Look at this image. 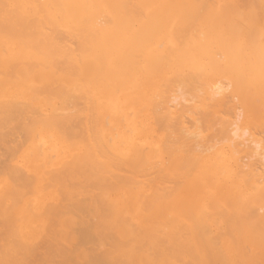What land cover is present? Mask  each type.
<instances>
[{
	"label": "bare ground",
	"instance_id": "bare-ground-1",
	"mask_svg": "<svg viewBox=\"0 0 264 264\" xmlns=\"http://www.w3.org/2000/svg\"><path fill=\"white\" fill-rule=\"evenodd\" d=\"M184 1V4L193 5L194 9L188 6L191 8L189 11L198 10L196 20L194 18L197 15L186 16L189 11L185 9V6L180 7L183 0H170L168 3L172 4H164L160 0H140L134 3H132L133 0H0V41L5 39V43L9 45L20 41L26 47L35 50L40 56L39 58L43 57V62H40L38 58V63H41L42 68L46 69H37L30 74L29 71L34 69L30 70L33 64L31 63V66L27 65V67L22 63L28 62V59L20 61L22 60L20 56L8 59L5 54L6 50L3 52L6 56L0 51V77L4 83L12 82L10 87L12 90H17L22 82L30 78L35 85V91H32L31 97L36 99L33 96L35 92H37V96L38 93L40 95L46 93L47 95L44 96L47 98L48 96L53 97L52 95L60 96L64 98V102L68 101L67 103L71 104L75 110L78 100L81 98H83L82 101L85 100L82 91L87 87L82 85L84 82H88V85L91 80L96 79L95 82L103 80L105 83L107 81L106 87L110 86L109 90H117L123 84L122 78L125 80L130 75L131 79L135 80L133 76L139 69L136 59L142 61L146 58L142 68L143 79L141 80L139 75L138 80L140 81L130 83L133 87L130 89L132 91L131 99L134 98L133 102L135 103L144 92H147L146 96H150L152 92L148 90V87L156 81L154 79L156 74L160 72L162 74L164 66L172 67L173 71L175 69L174 73L177 76H174L176 77L166 76L165 80L161 75L163 77L158 78L165 81L171 79L175 81V83L174 81L171 83L176 84L177 81V84L173 85L175 87H172L174 88L172 93L166 91L170 93L169 97L166 96L163 99L164 96L161 100V92H159L160 97L156 95L162 103H165L161 107L164 112L155 108L152 113L159 111L158 113L162 114L158 115L156 122L159 121V125H163L162 128L165 126V130L169 127V124L165 125L166 119L176 120L171 124L179 126L178 129L176 127L177 131L175 128L173 131L177 132L176 138L171 136L175 144L168 143L170 135L167 137L168 140L166 139L167 144L164 143L165 141L161 143L165 148H162V151L166 150L165 152L168 154L166 161L168 162L169 154L171 157V162L168 164L166 162L164 167L161 166L163 175L151 179L153 172L151 170L149 171L150 177L147 174L144 175V179L148 177L150 180H143V175L140 177L138 173L141 168H138L137 163H132L133 160H137L134 155L128 156L127 162L121 159L118 162L116 159L108 157L104 148L99 151L98 147L93 146L90 133L94 134L97 130L94 131V127L92 128L88 122L78 116L80 109L73 112H77V115L72 114L71 110L65 114L62 110L58 111V108L52 110L53 105L50 113H41L38 111L41 106H34L37 105L36 102L32 105L33 103H30L33 101H19L17 94H11L10 98L8 100L6 98L0 105V115H3V122L0 121V126L2 125L0 132L2 131L5 136L17 134L20 137L24 136L26 140L32 139L37 132L34 125L40 122L38 123L41 125L40 129L39 126L36 128L40 132L52 135L58 144L61 141L62 149L68 159L55 165L53 170L52 166L50 172L47 171L50 175L46 185L45 183L40 184L39 182H44L45 176L43 177V174L37 169L35 165L37 162L26 165L27 159H25L24 162L21 161V164H17L16 152L19 141L14 146L13 144L7 145L8 141L14 143L16 141L14 138L15 141L10 138L6 144H4V139L0 140L3 143L0 147V183L5 184L2 188L6 187L3 192H1L3 189H0V264H253L252 257H255V253L261 251L264 255V184H262L264 183V149L261 147V139H254L256 135L253 137V133H249L250 131L247 129L249 125L247 128L245 126L242 129L239 128V121L237 122L241 112H238L239 107L236 111L231 110V113L235 111V117L234 113L229 112L231 116L233 115V121L230 119L229 126L222 129H228L227 144L220 142L225 137L218 136L216 139L220 141H217L214 139L215 134H212V137L210 131L207 132L212 138L208 136L209 134L207 135L209 138L201 136L199 125L195 127L198 122L194 117L199 114L201 121L204 119L206 121L215 120V116L218 114L214 115V111L211 113L212 108L219 105L224 98V92L230 88V85L242 99L243 93H246L252 85V80L246 79V76L251 72H254V78L256 75L258 76L260 84L264 83V14L260 13L264 8L258 7L264 5V0H237L242 5L247 3L258 5L260 10L254 4L257 16L238 12L235 9L238 7V2L235 0L237 6L233 3V5H220L216 9L210 4L225 2L223 0L210 1L212 3H209V0ZM28 3L32 9L24 7ZM128 5L131 6L128 7ZM248 5L244 7L248 9ZM251 6L253 7V5ZM240 7L239 9H241ZM245 10H241V12ZM39 14H42L43 17ZM133 19H136L135 23ZM172 19L177 21L175 29H172L175 34L173 35L176 39L177 37L182 38L178 42L182 46L169 45L165 48V53L153 49L143 55L146 44L150 41L149 37H151V33L149 35L147 32L153 29L156 31L155 33H158L159 29L164 24L166 26L167 21ZM198 20L201 25H197L201 29L204 26L200 32L205 33V38H201L198 34L194 38L189 37L190 32L187 30L191 26L193 29L192 23ZM133 25H135V29H132ZM57 26H61L67 32H62L63 29H60L62 31L56 30ZM146 33L149 35H147L148 37L145 36ZM179 34L181 35L179 36ZM214 45L218 46L220 51H216L214 47L211 49V46ZM2 46L6 48L5 45ZM217 54L219 58L222 56L223 59L222 61L219 59V61L217 58L220 63L223 62L225 70L223 76L229 79L226 80V85L222 84L221 80L210 84L205 79L208 67L212 71L216 70V67L220 69L219 63L213 56ZM26 56L28 55L26 54ZM204 64H207L208 67ZM139 65L142 67V64ZM112 78L118 80L116 85H111L108 82ZM29 83L31 82H28V85ZM126 83L124 81V84ZM166 84L170 86V82H166ZM3 86L1 87L3 88ZM169 86L166 85L167 88ZM18 90L20 91V89ZM161 90L163 91V89ZM21 93L23 92L21 91ZM253 94L255 98L257 94ZM185 95L186 97L190 95L188 100L185 99ZM91 97L89 96V98ZM50 98L48 100L51 101ZM60 101L63 100L60 99ZM160 101L156 103L160 104ZM225 101L228 99L225 98ZM234 102H231L233 105L229 106H235ZM243 102H245L244 99H242ZM224 103L222 102V105ZM259 104L261 105V103H257V105ZM64 105L63 107L66 109ZM152 106L154 108L156 104H152ZM244 107L246 108V106ZM210 109L211 112H209ZM259 110L261 111L260 108ZM38 112L42 114L41 119L38 117ZM201 112L203 115H200ZM34 114H38L37 117ZM93 115L95 114L93 113ZM225 115L227 118L229 117L227 114ZM256 119H258L257 116ZM263 120L259 122L263 123ZM260 123L256 126L258 127ZM33 128L36 131L35 134ZM157 129L161 128L157 127ZM257 129L259 130V128ZM263 129L262 127L261 131ZM168 131L169 128L166 131L167 135ZM254 132L256 133V131ZM139 134H141L140 129L137 131V135ZM216 134L220 133L217 131ZM98 136L100 137V135ZM0 137L2 138V135ZM23 140L21 139L24 144ZM262 141H264L263 136ZM79 142L81 147L77 146ZM98 142L100 143L99 140ZM176 142L181 143V146L176 147ZM247 144H251L252 151L249 153L246 150L243 154V149L248 147ZM75 146H77V152L73 153ZM100 146L102 147L101 144ZM38 148H40L39 145ZM108 148L110 149L109 146ZM143 148L146 149L144 146ZM39 150L42 151L41 148ZM106 150L108 151V149ZM241 151L243 152L241 153ZM60 152L61 150L59 154ZM119 152L122 154L121 150ZM182 152L186 154L181 155ZM114 154L116 155V153ZM253 156L254 158L257 156L258 158H255L257 160L252 159ZM122 158L124 157L122 156ZM31 160H35V155ZM161 161L164 162L163 159ZM120 162L123 163L120 165ZM148 162L150 160L147 159V162L144 163ZM156 162L154 163L155 167L158 166L159 161ZM114 163L117 164L114 165ZM213 163L220 166V170L218 169L220 174L218 173L219 177L215 180V187H213V200L220 196L223 205L221 213H214L218 216L216 220L213 215L204 211L206 206H196L195 201H191L193 197L191 193L196 189L195 185H198L200 181H208L206 179L209 177H205L206 179L201 177L202 172L205 169L210 170L211 167L216 168ZM38 164L40 163L38 162ZM182 164L188 167L187 170L185 172L176 171ZM47 165L43 166L48 168ZM154 166L148 167L150 169ZM142 167V169H146V166ZM158 169L160 171V167H157ZM145 171L144 173L148 172L147 169ZM157 172L156 175L160 174ZM39 176H42L43 179L41 177L40 180ZM167 184L172 185L167 186ZM229 184L242 185L234 193V195L240 196L243 195V186L246 184L258 193V200L250 206L244 202L234 203L230 193L227 194L221 189L226 185L228 187ZM44 187V190L52 188L51 195H54V198L51 204L49 199L50 202H46L47 204L44 205L45 196L39 195V191ZM146 188L150 190V194L145 196V200L143 199L141 202L138 200L140 195L137 192ZM199 190L197 189V192L201 193L202 190ZM41 191L43 192V189ZM34 193L35 196L32 198L31 194L34 195ZM237 197H234L235 200ZM179 198H185L189 202L184 203V201L178 200ZM207 203L209 202L207 201ZM192 206L196 207L192 209ZM175 207L186 208L187 213L185 215L170 214ZM214 209L216 211V208ZM220 222L222 225L218 227ZM256 249L260 251H256L253 256L252 252ZM262 262L264 264V259Z\"/></svg>",
	"mask_w": 264,
	"mask_h": 264
},
{
	"label": "rangeland",
	"instance_id": "rangeland-1",
	"mask_svg": "<svg viewBox=\"0 0 264 264\" xmlns=\"http://www.w3.org/2000/svg\"><path fill=\"white\" fill-rule=\"evenodd\" d=\"M137 1H140V0H133V2L132 3H134V2H137ZM161 2H163L164 4H172V3H168V2H170V0H160ZM206 1H208V0H206ZM210 1H213V0H209L208 2L209 3H212V2H210ZM215 2L216 1H222V0H214ZM225 3H212V4H214V5H212V4H210V6H215V9L218 7V6H220V5H227V4H232L233 5V3H235L234 2V0L233 1H230V0H223ZM235 1H237V0H235ZM239 1V0H238ZM237 1V2H238ZM180 2V1H179ZM237 2L234 4L235 6H237ZM183 3V4H182ZM185 3V1L183 0V2H181V5H180V7H184L185 6V9H187L188 11L191 9V8H189L190 6L192 7V9H194V7H193V5H191L190 4V6H189V4L188 3H186V4H184ZM136 4V3H135ZM241 3H239L238 2V7L236 8L235 7V9L236 10H238V12L240 11V13L242 14V13H250V14H254L255 16H257V13H256V11H255V9H256V7L258 6V5H256L255 3V5H256V7H255V5L253 4V3H247V4H245V5H240ZM249 4V5H248ZM259 4V3H258ZM264 4V3H263ZM25 5V4H24ZM27 5H29V6H27ZM247 5L249 6V8L247 9V8H245L244 6H246L247 7ZM251 5H253V7L251 6ZM33 6V5H32ZM131 5H128V7H130ZM189 6V7H188ZM239 6H241L240 8L241 9H239ZM242 6H243V8L244 9H246L245 11H243V12H241V10H244L243 8H242ZM251 6V7H250ZM263 6V7H262ZM24 7H27V8H31L32 9V7H31V5L28 3V4H26V6H24ZM259 8H264V5H261V7H260V5L258 6ZM257 7V9L258 10H260L259 8ZM252 8H254V9H252ZM180 9V8H179ZM211 9H213V8H211ZM252 9V10H251ZM256 9V10H257ZM182 10V9H181ZM264 9H262L261 11L262 12H260V11H257V12H260V13H263L264 14V11H263ZM197 11V12H196ZM251 11V12H250ZM198 10L197 9H195V10H191V11H189L188 13H186V16L188 15V16H196L195 18H194V20H196V18L198 17ZM45 15V14H44ZM39 16H41V17H43V15L41 14H39ZM199 19V18H198ZM257 19V18H256ZM134 20V23H135V20L136 19H133ZM257 20H259V19H257ZM137 22V21H136ZM264 22V21H263ZM175 23V24H174ZM176 23H177V21L175 20V19H172L171 21H167V23H166V26H165V24L159 29V32L158 33H155L156 31H153V29L152 30H150V31H148L147 33H149V35H150V33H151V37H149V42H148V44H146V47H145V49H144V51H143V55L144 54H146V52H148V51H150V50H156L157 52H162V53H165V48L167 47V46H169V45H175V46H177V47H181L182 46V44H179L178 42H180L181 40L180 39H182V38H180V37H177V39H176V37H174V33L172 32V29H175V27H176ZM196 23V24H195ZM195 23L193 22L192 24H193V26H194V28L193 29H191V27L187 30V31H189L190 32V34H189V37H191V38H194V36L195 35H199L201 38L203 37V38H205V33H202V32H200V30L202 31V29H204V26H203V28L201 29L200 28V26L199 25H197V24H200L201 25V23H200V20H198L197 22L195 21ZM173 24V25H172ZM171 25V26H170ZM135 25H133L132 26V29H135V27H134ZM174 26V27H173ZM196 26V27H195ZM197 26H199V27H197ZM56 28H58V29H56V30H60V29H63L64 31H62V30H60V31H62V32H67V31H65V29L64 28H62L61 26H57ZM198 28V29H197ZM218 28V27H217ZM171 29V30H170ZM194 30V31H193ZM153 31V32H152ZM168 31V32H167ZM192 31V32H191ZM146 33V37H148L149 35ZM155 33V34H154ZM174 34V35H173ZM182 34V33H181ZM181 34H179V36L181 35ZM148 35V36H147ZM173 38V39H172ZM169 39H171V40H169ZM152 40V41H151ZM4 42V43H3ZM156 42V43H155ZM159 43V44H158ZM170 43V44H169ZM158 44V45H157ZM2 45H5L6 46V48L4 47V46H2ZM160 45V46H159ZM3 47H4V49H3ZM15 47V48H14ZM22 47H23V49H22ZM183 47H184V45H183ZM215 48V50L216 51H220V49L218 48V46H211V49H214ZM10 48H12V49H10ZM14 49V50H13ZM20 49V50H19ZM25 49V50H24ZM4 50V51H3ZM5 50H6V52H5ZM159 50V51H158ZM0 51H1V53H3V52H5V54L7 55H5L4 53V56H6V58H8V59H10V57L11 58H14V57H22V60H20V61H24V60H26V59H28V62H26V63H24V62H22L23 63V65H30L31 66V63L33 64L31 67V69L30 70H32L33 68V70L30 72L29 71V73L31 74V73H33V72H35V71H37V69H43L42 67H43V65L41 64V63H38V61H39V59H40V62H43L42 60H43V57L41 56V58H39L40 56H38V53L35 51V50H33V49H31V48H28V47H26L25 45H23V43H20V41H19V43H17V41L16 42H14V43H12V44H6L5 43V39H3V41H0ZM24 51H26V52H24ZM35 53H34V52ZM216 51H214V52H216ZM212 52H213V50H212ZM28 53H30V54H28ZM18 54V55H17ZM20 54V55H19ZM25 55V57H24V55ZM26 54L28 55V56H26ZM33 54V55H32ZM36 54V55H35ZM212 54H214V53H212ZM247 54H249V52H247ZM35 55V57H33ZM214 56V58L216 59V61L219 63V67H220V69L219 68H217L216 67V70H210V68L208 67V65L207 64H204V66H207L208 67V69H207V71L209 72H207V71H205V72H207V76L205 75V79L207 80V82H209L210 84L211 83H213V82H215V81H220L221 80V82H222V84H227L226 82L229 80L227 77H225V76H223V75H225V70L223 69L224 68V66H223V62H219L220 60L219 59H221V61L223 60L222 59V56L219 58V55L217 54V55H213ZM250 56V55H249ZM29 57H32V58H29ZM37 57V58H36ZM39 58V59H38ZM136 58V57H135ZM139 58H142V57H139ZM217 58H218V60H217ZM252 58V57H251ZM33 59V60H32ZM144 59H146V58H144ZM142 60L141 61V59H136L137 61V67L139 68H137L138 69V71L136 72V75H134L133 76V78H135V80H132L131 79V76L129 75L127 78H125V80L122 78V81H123V84L121 85V86H119L118 88H117V90L115 91V90H109L108 89V87H110V86H107L106 87V83H107V81H106V83H105V81H103V80H99V81H96L95 82V80H91V81H89L90 83V86L88 87V85H87V83L88 82H84L82 85H85L87 88H85L82 92L84 93V99L85 100H83L82 101V99L83 98H81L80 100H78V102H77V104H76V108H75V110H74V107L73 106H71V104H69V103H67L66 102V100H65V102H64V98L63 97H57L56 95H52L53 97H51L50 98V96H48V98H50L51 99V101L50 100H48V98H47V96H44L46 93H44V94H41L40 95V93H38L39 95L37 96L36 95V93L37 92H35V94L33 95L36 99H34L33 97H31L32 96V91L34 92L35 91V85H34V83H33V80H31L30 78H27L26 79V81H24V82H22L21 83V85L17 88V90H12L10 87H11V85H12V82H9V83H4V80H2V78L0 77V83H2V84H0L1 86H3V84H4V86H3V88L4 89H6V90H4L1 86H0V90L1 89H3V90H1L0 92H1V96H3V97H1L0 96V105L2 104V102H4L5 101V99L7 98V100L10 98V96H11V94H17V100H19V101H29V102H31V101H33V102H31L30 104H32V105H34V104H36L37 103V105H34V106H41V108H39L38 109V111L39 112H41V113H45V112H47L46 114H48V113H50V111H51V108L53 107V105H54V107L52 108V110L53 109H55V108H58L59 110L58 111H60V110H62V111H64L65 112V114H66V112L68 113V111L69 110H71V113L72 114H76V113H73V112H75L76 111V109H80V112H79V114H78V116H80V118L81 119H83V120H85L86 122H88V125H91L92 126V128H93V130L94 131H96V133H90V135H91V139H92V142H93V146L95 147V148H99V151L101 150V149H103L104 148V150L106 151V155L108 156V157H110V158H114V160L116 159L118 162H119V160L121 159V160H123V161H126L127 162V157L128 156H131V155H134L136 158H137V160H133L132 161V163H134V164H136L137 166H138V168H141V170L139 169V171L141 172H138L139 174H140V177H141V175H143V180H150L148 177H150L151 175V179H155V177L157 176V177H160V176H162L163 175V172L161 173V166H163L164 167V165H165V163L167 162L166 160H167V156H168V154L165 152V151H162L163 149L162 148H164V144H162L161 145V143H163V141H165L164 143L165 144H167L166 142H167V140H168V138L167 137H169V135H170V137H169V139L170 140H168V143H170L171 144V142H173L174 143V140H173V138L171 137V136H174V138H176V133L177 132H173L175 129H176V127H177V129H178V124L175 126L174 124L172 125L171 123H175L176 122V120H168V119H166V122H165V125H167V124H169V127H167L166 129L168 130V128H169V131H168V135H167V130H165L164 128H165V126H164V128H162L163 127V125L162 124H160L159 125V121L158 122H156L157 120H158V115L159 114H161V113H158L159 111L160 112H164V109L163 110H161L162 108L161 107H163L164 105H165V103H162V101H160V99L161 98H163L164 96V98L163 99H165L166 98V96H168L169 97V94L170 93H172V90L174 89V88H172V87H175V86H173V85H176L177 84V81H176V84H174L175 83V81L174 80H171L170 79V81L168 80V81H165L166 80V78L167 77H176L177 75L174 73V71H175V69H174V71L172 70L173 68L172 67H170V66H164V71H162V74H161V72L160 73H158V74H156V76H155V78L154 79H156V81H154V82H152L151 83V85L148 87V90L150 91V92H152V93H150V96H146L145 94L147 93V92H144V93H141V97L139 98H137V101H139L138 103H136L137 101H135V103L133 102L134 101V98H132L131 99V94H132V91L130 90L131 88H133L132 87V85H130V83L133 81H140V80H138V78H140L141 80L143 79V75H142V68H143V64L145 63V60ZM139 60V61H138ZM27 61V60H26ZM33 61V62H32ZM36 63H35V62ZM35 63V64H34ZM139 64H142V67L139 65ZM37 65V67H35ZM38 65H40V66H38ZM34 66V67H33ZM28 67V66H27ZM141 67V68H140ZM250 69H251V67H250ZM43 70H46V69H43ZM219 70V71H218ZM221 70V71H220ZM253 71V70H252ZM217 72V73H216ZM139 75H140V77H139ZM161 75H163V76H161ZM174 75H176V76H174ZM216 75V76H215ZM167 76V77H166ZM209 76V77H208ZM215 76V77H214ZM254 76H255V74H254V72H251V74L250 75H247L246 76V79L248 78V79H250V80H252V85H251V87L250 88H248V90H247V94L246 93H243L244 95H243V98L242 99H244L245 100V102H243L242 103V99L235 93V91L233 90V88H232V85H230V88H228L225 92H224V94H223V97L224 98H222V100H221V102L219 103V105L215 108H212V112H211V109L209 110V112H211V113H213V111L215 112L214 113V115L215 114H218V115H223V116H215L216 117V119L214 120V119H212V120H208V121H206L204 118V121L202 120L201 121V117L199 118V114H198V116H197V114L196 115H194V117L197 119V122H198V124L196 123V121H195V123H196V125H195V127L196 126H198L199 125V130H200V135L202 136V135H204V137H206L208 134V136L210 137V138H212L213 136H212V134L214 135L215 134V137H214V139H216V138H218V136H222V137H225L224 138V140L223 141H220L219 139V141L220 142H225V144H227L228 142V138H227V136L226 135H228V129L227 130H222V129H225L226 128V126L229 124V121H230V119L233 121V119H232V116L234 115V117H235V111L237 110V107H239V111L238 112H240V116H239V118H238V120H237V122L239 121V125H240V129H242V127H244L245 126V128H247L248 126L247 125H249V128H247L250 132L249 133H253V137H254V139H261L260 141H261V147H262V149H264V141H262V136H263V138H264V129H263V131H261L262 130V127L264 128V126H263V124H264V83H262L261 82V84H260V79L258 78V76L256 75V77L254 78ZM158 77H163L165 80H163L162 78H158ZM254 79H253V78ZM220 78H222V79H220ZM252 78V79H251ZM174 79H176V78H174ZM224 79V80H223ZM247 79V80H248ZM227 80V81H226ZM258 80V81H257ZM124 81L125 82H127L126 84H124ZM163 82L164 83V85L166 84V82H170V86L168 85V84H166L167 86H169L168 88L166 87V85L164 86V85H162L163 83H161V82ZM172 81H174V83H171ZM224 81H225V83H224ZM28 82H31V83H29V85L31 86V89H30V87H29V85H28ZM108 82L111 84V85H116V83L118 82V80H115V79H109L108 80ZM206 82V81H205ZM258 82V83H257ZM24 83V84H23ZM95 83V84H94ZM9 84V85H8ZM159 84V85H158ZM81 85V84H80ZM6 86V87H5ZM34 86V87H33ZM157 86H158V88H157ZM160 86H163V87H161L160 88ZM254 86V87H253ZM33 87V88H32ZM82 87V86H81ZM152 88V89H151ZM172 88V89H171ZM231 88H232V90H231ZM18 89H20V91L18 90ZM26 91H24V90ZM28 89V90H27ZM156 89H158V90H156ZM161 89H163V91L161 90ZM170 89V90H169ZM230 89V90H229ZM82 90V89H81ZM85 90H87L86 92H85ZM252 90L254 91L253 93H255V94H257L256 96H255V98H254V94L252 93ZM21 91L23 92V93H21ZM27 91H30V92H27ZM158 92V94H156V92ZM165 91V92H164ZM166 91H170V93H167ZM20 92V93H19ZM117 92V93H116ZM159 92H161L160 94H162V97H160V94H159ZM30 93H31V95H30ZM89 93V94H88ZM115 93V94H114ZM163 93H166V94H163ZM20 94V95H19ZM86 94V95H85ZM154 94V95H153ZM191 94H193V93H191ZM235 94V95H234ZM253 94V96H251ZM43 95V96H42ZM47 95V94H46ZM87 95H89L90 97H91V95H92V97L91 98H89V96H87ZM113 95V96H112ZM117 95V96H116ZM154 97H153V96ZM156 95H158L159 97H160V99H158L159 97H157ZM225 95H227L226 97H225ZM228 95H229V97H228ZM232 96V98H230L231 96ZM6 96V97H5ZM20 96V97H19ZM23 98H22V97ZM87 96V97H86ZM110 96V97H109ZM152 96V99L150 98ZM157 97V99H156V97ZM188 96V95H187ZM190 96V95H189ZM188 96V97H189ZM234 96V97H233ZM236 96V97H235ZM27 97H30V98H27ZM39 99H38V98ZM42 97V98H41ZM57 97V98H56ZM80 97H81V95H80ZM109 97V98H108ZM188 97H186V95H185V99H187L188 100ZM239 97V98H238ZM245 97H246V99H245ZM12 98V97H11ZM150 98V99H149ZM225 98H226V100L228 99V101H225ZM233 98H235L234 100H232ZM25 99V100H24ZM33 99V100H32ZM44 100V102H43V100ZM60 99H62L63 101H60ZM94 99H95V101H94ZM163 99H161V100H163ZM190 99V98H189ZM197 99V98H196ZM196 99H193V100H196ZM229 99H231V100H229ZM256 99V100H255ZM56 100V101H55ZM58 100V101H57ZM152 100V101H151ZM156 100H158V101H160L161 103H162V105H161V103L160 104H158V103H156V102H158V101H156ZM167 100H169V99H167ZM166 100V102H168ZM224 100V101H223ZM239 102V103H241V104H239L237 101ZM46 101V102H45ZM51 104H49L48 102ZM59 101H60V103H59ZM82 101V102H81ZM92 101V102H91ZM108 101V102H107ZM155 101V102H154ZM234 102V105L235 106H229V105H233L231 102ZM36 102V103H35ZM61 102H63V104H61ZM144 102V103H143ZM154 102V103H153ZM164 102V101H163ZM222 102L224 103L223 105L225 106V109H223V105H222ZM81 103H82V105H81ZM83 103H85V104H83ZM94 105V106H89V105ZM257 103H261V105L259 104V105H257ZM45 104V105H44ZM55 104H56V107H55ZM58 104V105H57ZM64 104H66V105H68V106H65ZM87 104V106L85 107V105ZM152 104H156V107H154V108H152L153 106H155V105H153L152 106ZM157 104H158V107H157ZM61 105V106H60ZM63 105L66 107V109L63 107ZM238 105V106H237ZM242 106V108H241V106ZM52 106V107H51ZM60 106V107H59ZM71 106V107H70ZM84 106V108H82ZM159 106H160V109H159ZM213 106V105H212ZM244 106H246V108L244 107ZM73 107V108H72ZM93 107V108H92ZM95 107V108H94ZM143 107V108H142ZM229 107H230V110H229ZM49 108V109H48ZM67 108H68V110H67ZM70 108H72V109H70ZM142 108V109H141ZM157 109L158 108V112H156L155 111V115L152 113V111H154V109ZM259 108L261 109V111L259 110ZM64 109V110H63ZM84 109V110H83ZM90 109V110H89ZM92 109H94V110H92ZM151 109V110H150ZM216 109V110H215ZM219 109H223L222 111L220 110L219 111ZM37 110V109H36ZM49 110V111H48ZM86 110V111H85ZM218 110V111H217ZM231 110H235V111H232L233 113H231ZM85 111V112H84ZM90 111V112H89ZM91 111H93L92 113H91ZM95 111V112H94ZM217 111V112H216ZM38 112V113H39ZM89 112V113H88ZM223 112V113H222ZM233 114L232 116H231V114ZM238 112H236V113H238ZM257 112V113H256ZM70 113V112H69ZM70 113V114H71ZM93 113L95 114V115H97V116H95V115H93ZM202 113V112H201ZM210 113V114H211ZM90 114V115H89ZM92 114V115H91ZM100 116H99V115ZM209 114V115H210ZM225 114H227L229 117L227 118V116L225 115ZM255 114H258V115H256L257 116V118L258 119H260V120H258V119H256V116H255ZM35 115V117H37V115L38 114H34ZM44 115V114H43ZM77 115V114H76ZM84 115V116H83ZM162 115V114H161ZM200 115H203V113L202 114H200ZM41 116H42V114H40L39 113V115H38V117L41 119ZM96 118H95V117ZM99 116V117H98ZM102 116V117H101ZM106 116V117H105ZM91 117V118H90ZM204 117V116H203ZM221 117H223L222 119H221ZM226 117V118H225ZM233 117V118H234ZM94 118V119H93ZM100 118V119H99ZM220 118V119H219ZM96 119V120H95ZM103 119H104V121H103ZM154 119V120H153ZM199 119V120H198ZM224 119V120H223ZM263 120V123H260L261 121ZM0 121H1V123L3 122V115H0ZM98 121V122H97ZM201 121V122H200ZM260 121V122H259ZM106 122V123H105ZM205 122H207V123H205ZM0 123V124H1ZM38 123H40V122H37L36 123V125H34L35 126V130L37 131V132H39L38 134H37V132L34 130V128H33V130H34V134H35V132H36V134L33 136V138L32 139H25V137L23 136V137H20V136H18L17 134V139H16V135L15 134H13L12 136L10 135V136H5V135H3L2 134V131L0 132L1 133V135H2V138L0 139L1 141H3V139L5 140L4 141V144H6V141L7 140H10V138H12V140H14L15 142L13 143V141H8L7 142V145L9 144V145H16L17 143H18V141H19V143H18V149H17V152H16V157L18 158V163L17 164H21V161H25V159H27L26 161H25V163H26V165H29V164H34V163H36L35 165L37 166V169L39 170V172H41L42 174H43V177H44V179H43V177H42V179L44 180V182L42 181V182H39L40 184H44L45 183V185H46V183H47V180H48V178H49V173L47 172V171H49L50 169H51V167H52V170L54 169V166L55 165H59V163L61 164V163H63V162H65L66 160H64V159H68L67 157H66V154H65V152L63 151V149H62V143H61V141L59 142V144H58V142H56V140H55V138L52 136V135H50L49 133H43L42 131L40 132V127H41V125L40 124H38ZM260 123V125L257 127L256 125H258ZM98 124H99V128H98ZM142 124V125H141ZM224 124V125H223ZM237 124V125H238ZM246 124V125H245ZM250 124H251V126H250ZM171 125V126H170ZM255 125V126H254ZM262 125V127H260ZM2 126V125H1ZM0 126V127H1ZM33 126V127H34ZM39 126V127H38ZM173 126V127H172ZM225 126V127H224ZM229 126V125H228ZM36 127H38V128H36ZM130 127V128H129ZM157 127L158 128H161V129H157ZM171 128V129H170ZM175 128V129H174ZM228 128V127H227ZM257 128H259V130L257 129ZM38 129V130H37ZM96 129V130H95ZM128 129V130H127ZM130 129V130H129ZM140 129V131H141V134H139V135H137V131ZM155 129V130H154ZM164 129V130H163ZM177 129L175 130V131H177ZM99 130V131H98ZM102 130V131H101ZM171 130H172V132H171ZM214 130V131H213ZM131 131V132H130ZM207 132V131H210V133H211V136H210V133L209 132H207V133H203V132ZM218 131V133H220L219 135H217L216 134V132ZM252 131V132H251ZM254 131H256V133H259V134H256ZM260 131V132H259ZM98 132V133H97ZM114 132H115V134H114ZM166 132V133H165ZM131 133V134H130ZM154 135H152V134ZM169 133H171V134H169ZM100 135V137L98 136V135ZM109 134V135H108ZM172 134H174V135H172ZM0 135V136H1ZM47 135H48V137H47ZM59 135H61L60 133H59ZM93 135H97V136H93ZM148 135H149V137H148ZM165 135H167V136H165ZM217 135V136H216ZM230 135V134H229ZM261 135V136H260ZM5 136V137H4ZM14 136V137H13ZM38 136V137H37ZM46 136V137H45ZM50 136V137H49ZM113 138H112V137ZM115 136V137H114ZM151 136V137H150ZM207 136V137H208ZM18 137H19V140H18ZM38 139H37V138ZM41 137V138H40ZM96 137V138H95ZM147 137V138H146ZM164 137V138H163ZM166 137V138H165ZM208 137V138H209ZM257 137V138H256ZM259 137V138H258ZM7 138V139H6ZM14 138V139H13ZM51 138H53L52 140H51ZM98 138H100V139H98ZM227 138V139H226ZM21 139L23 140V139H25V140H23L24 141V144H23V142L21 141ZM43 139V140H42ZM96 139V140H95ZM167 139V140H166ZM222 139V138H221ZM226 139V140H225ZM98 140L100 141V143L98 142ZM139 140V141H138ZM181 140H183V139H181ZM217 140V139H216ZM217 140V141H218ZM28 141H29V143H28ZM37 143H36V142ZM42 142L41 144H43L42 146H41V144L39 143V142ZM54 141V142H53ZM10 142V143H9ZM12 142V143H11ZM56 142V143H55ZM108 142V143H107ZM120 142V143H119ZM178 142V141H177ZM176 142V147L179 145V146H181V143H177ZM181 142V141H180ZM21 143H22V145H24L23 147H21L22 145H21ZM114 143V144H113ZM160 143V144H159ZM20 144V145H19ZM36 144H37V146H36ZM100 144L102 145V147L100 146ZM110 144V145H109ZM121 144V145H120ZM141 144V145H140ZM158 144V145H157ZM170 144H168V145H170ZM175 144V143H174ZM1 145H3V143L2 142H0V147H1ZM38 145H39V147L41 148V150L43 151H40L39 149L40 148H38ZM54 145V146H53ZM78 145H80V147H81V144H80V142L77 144V146ZM113 145V146H112ZM248 145V144H247ZM250 145L251 144H249L248 145V147L246 148V149H243V151H241V153L243 152V154H245V151L246 150H248V151H246V152H249V153H251V148H250ZM77 146H75L74 147V149H73V153H75V152H77ZM108 146L110 147V149L108 148ZM143 146L146 148V149H144L143 148ZM148 146V147H147ZM166 146V145H165ZM51 149H49V148ZM19 148H20V151H19ZM48 148V149H47ZM55 148V149H54ZM57 148V149H56ZM166 148H168V147H166ZM21 149H22V151H21ZM36 149H37V152H35L36 151ZM59 149V150H58ZM106 149H108V151L106 150ZM143 149V150H142ZM165 149V148H164ZM35 150V151H34ZM45 150V151H44ZM61 150V152H60V154H59V151ZM110 150V151H109ZM122 151V154H121V152H119V151ZM29 151H30V153H29ZM57 152V153H55V152ZM111 151H112V154L110 155V153H111ZM143 153H142V152ZM161 151V152H160ZM39 152V153H38ZM41 152V153H40ZM45 152V153H44ZM47 152V153H46ZM48 152H49V154H48ZM108 152H110V153H108ZM157 152V153H156ZM39 155H38V154ZM108 153V154H107ZM114 153H116V155L114 154ZM31 154V155H30ZM41 154H42V156H41ZM44 154V155H43ZM53 154V155H52ZM54 154H55V156H54ZM57 154V155H56ZM124 154V155H123ZM141 154H142V156H141ZM164 156H163V155ZM182 154H186V153H184V152H182L181 153V155ZM242 154V155H243ZM28 155H29V157H28ZM34 155H35V160H31V159H33L34 158ZM53 157H52V156ZM120 155H122L124 158H122V156H120ZM144 155V156H143ZM167 155V156H166ZM183 155V156H184ZM39 156V157H38ZM51 157V158H48V157ZM113 156V157H112ZM28 157V158H27ZM163 157V158H162ZM257 156H255V158H256ZM43 158V159H42ZM56 158V159H55ZM141 158V159H140ZM170 158V159H169ZM169 158H168V162H171V157H170V154H169ZM254 158V156L252 157V159H254V160H257V159H255ZM258 158V157H257ZM41 159H42V161H41ZM53 161H52V160ZM62 161H61V160ZM126 159V160H125ZM138 159H139V161H138ZM147 159H148V161L150 160V162H148V163H144V162H147ZM163 159V161L164 162H162L161 160ZM113 160V162H115ZM46 161H47V163H46ZM49 161V162H48ZM60 161V162H59ZM156 161H159L158 162V166L157 167H160V171H159V169L157 170V167H155L154 166V163L156 162ZM38 162L41 164H38ZM41 162H43V163H41ZM117 162V163H118ZM168 162H167V164H168ZM52 163V164H51ZM117 163H114V165L115 164H117ZM121 163H123V162H120V165H121ZM145 165H144V164ZM150 163H152V164H150ZM13 164H15V163H13ZM45 164H48L47 166H48V168L47 167H44L43 165H45ZM51 164V166H50V168H49V165ZM141 164H142V166H146V169H147V173H144V171L146 170L145 168L144 169H142L143 167L141 166ZM156 164H157V162H156ZM155 164V165H156ZM166 164V165H167ZM117 165H119V163L117 164ZM140 165V166H139ZM213 165L216 167V168H212L211 167V169L210 170H207V169H205V171H203L202 172V174H201V177H203V178H210V180H209V178L208 179H206V180H208L207 182H202V181H200V182H198V185H195V188L196 189H194V191L191 193L192 195H193V197H192V199H191V201H195V205L196 206H199V205H204V206H206L205 208H204V211L207 213V214H209L210 213V215H213L214 216V218H215V220H216V218H218V216H217V212H219V213H221L220 211H221V209L223 208V205H222V203H221V201H220V196H217V198L216 199H214L213 200V194H212V192H213V187H215V180L217 179V177H219V175H218V173H219V170H220V166L219 165H216L215 163H213ZM41 166V167H40ZM148 166H151V167H153L154 166V168H151L150 167V169H149V167ZM186 165L185 164H182V165H179L178 166V168L176 169V171H181V172H185L187 169L186 168H188V167H185ZM46 168H47V170H46ZM182 168V169H181ZM44 169V170H43ZM160 173V174H157L156 175V170ZM184 169V170H183ZM219 169V170H218ZM43 170V171H42ZM51 170V171H52ZM153 171L152 172V174L149 172V171ZM156 172H155V171ZM215 170V171H214ZM218 170V171H217ZM45 171V172H44ZM46 174H44V173ZM48 173V175H47V173ZM50 172V171H49ZM146 172V171H145ZM157 172V173H158ZM30 173H32V172H30ZM29 173V174H30ZM149 173V174H148ZM138 174V175H139ZM145 174H147L148 175V177H147V179L145 178L144 179V177L146 176ZM151 174V175H150ZM155 174V175H154ZM166 174V173H165ZM196 174V173H195ZM220 174V173H219ZM145 175V176H144ZM150 175V176H149ZM159 175V176H158ZM40 176H39V179L41 178ZM47 177V178H46ZM46 178V179H45ZM211 178H213V179H211ZM157 180L158 179H160V178H156ZM41 180V179H40ZM142 180V181H143ZM212 181V182H211ZM144 182V181H143ZM210 182H211V184H210ZM144 183H146V182H144ZM173 184V183H172ZM172 184H167V186L169 185H172ZM262 184H264V183H262ZM5 184L2 182V183H0V189H3L1 192H3L4 190H5V188L6 187H4V188H2L3 186H4ZM202 187H201V186ZM244 185V184H243ZM246 185V184H245ZM243 186V189H244V193H243V195L242 196H240V195H237V194H235L236 196H238L237 198H238V200H237V198H236V200L238 201H236L235 200V198L234 197H236L235 195H234V193H236V191H237V189H238V187H242V185H239V186H235V185H232V184H229L228 185V187H227V185L226 186H224L223 188H221L222 190H224L227 194H229L230 193V195L232 196L231 197V200L232 201H235L234 203H240V202H244L245 204H249V206L251 205V204H253L254 202H256L257 200H258V193H256L254 190H252L251 189V187H249V186ZM198 186H200L199 188H198ZM43 189V192L41 191ZM40 191H39V195H43V196H45V202H44V205L45 204H47V203H49L50 202V200H51V202H50V204L52 203V199L54 198V195H51V190H52V188H48V189H46V190H44L45 189V187L44 188H42ZM148 188H146V189H144L143 191H139V192H137L138 193V195H140V196H138V200L139 201H143V199L145 200V196H147L148 194H150L149 192H150V190L148 189ZM197 189L199 190V189H201L202 191H201V193H198L197 192ZM226 189V190H225ZM246 189V190H245ZM236 190V191H235ZM32 191V190H31ZM147 193H145V192ZM200 191V190H199ZM206 191V193H204ZM145 193V194H144ZM32 194H33V192H32ZM31 194V197L33 198L34 196H35V193H34V195H32ZM198 195V196H197ZM202 195V196H201ZM234 196V197H233ZM140 197V198H139ZM144 197V198H143ZM201 197H202V199H201ZM219 197V198H218ZM255 197H257V198H255ZM212 198V199H211ZM234 198V199H233ZM50 199V200H49ZM141 199V200H140ZM195 199V200H194ZM201 199V200H200ZM47 200H49V201H47ZM178 200H180V201H184V203H187V202H189V200H187V199H185V198H179ZM211 200V201H210ZM216 200H218V201H216ZM199 201H200V204H199ZM207 201L209 202V203H207ZM249 201H251L250 203H249ZM47 202V203H46ZM216 202H218L217 204H215ZM197 203H198V205H197ZM210 204V205H209ZM220 204V205H219ZM49 205V204H48ZM221 205H222V207H221ZM194 206V205H193ZM193 206H192V209H194L193 208ZM211 208V209H210ZM213 208H216V211H215V209L213 210ZM36 210H39L38 208H35ZM41 209V208H40ZM184 208H181V209H178L177 207H175L174 208V211H171L170 212V214H176V215H185L186 213H187V211L184 209ZM219 209V210H218ZM181 210V211H180ZM184 211H186L185 213H184ZM209 212V213H208ZM211 212H213V213H211ZM214 213H217V214H214ZM169 214V215H170ZM215 215H216V217H215ZM170 216H172V215H170ZM222 225V223L220 222L219 223V225H218V227H220ZM256 251H260L259 249H256V250H254L252 253V255L254 256V253L256 252ZM259 253V254H258ZM257 255V256H256ZM261 255V256H260ZM261 258H260V257ZM257 257V258H256ZM262 257H264V255H262V252L260 251V252H257V253H255V257L253 258L252 257V261H253V264H262L263 262H262V259H264V258H262ZM258 260H259V262H258ZM255 261V262H254ZM261 261V262H260ZM258 262V263H257Z\"/></svg>",
	"mask_w": 264,
	"mask_h": 264
}]
</instances>
